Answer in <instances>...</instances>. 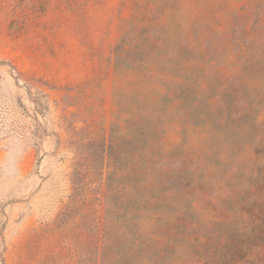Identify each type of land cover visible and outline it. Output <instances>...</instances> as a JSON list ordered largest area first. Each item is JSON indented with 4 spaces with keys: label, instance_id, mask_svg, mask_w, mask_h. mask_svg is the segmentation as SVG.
I'll use <instances>...</instances> for the list:
<instances>
[{
    "label": "rangeland",
    "instance_id": "rangeland-1",
    "mask_svg": "<svg viewBox=\"0 0 264 264\" xmlns=\"http://www.w3.org/2000/svg\"><path fill=\"white\" fill-rule=\"evenodd\" d=\"M0 264H264V0H0Z\"/></svg>",
    "mask_w": 264,
    "mask_h": 264
}]
</instances>
